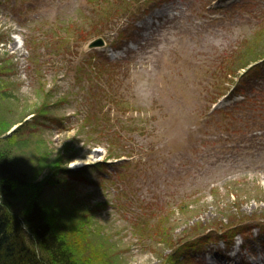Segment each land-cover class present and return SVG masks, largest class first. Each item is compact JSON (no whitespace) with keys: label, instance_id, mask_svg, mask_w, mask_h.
Returning a JSON list of instances; mask_svg holds the SVG:
<instances>
[{"label":"rangeland","instance_id":"374dc122","mask_svg":"<svg viewBox=\"0 0 264 264\" xmlns=\"http://www.w3.org/2000/svg\"><path fill=\"white\" fill-rule=\"evenodd\" d=\"M0 149L43 263L264 264V0H0Z\"/></svg>","mask_w":264,"mask_h":264},{"label":"trees","instance_id":"16d2710c","mask_svg":"<svg viewBox=\"0 0 264 264\" xmlns=\"http://www.w3.org/2000/svg\"><path fill=\"white\" fill-rule=\"evenodd\" d=\"M28 184L27 173L20 170L0 149V187L11 197L16 184ZM11 212L0 205V264H47L29 248L12 223ZM24 222L32 229L48 255L49 264H76L63 239L52 230L41 205L33 204L23 214Z\"/></svg>","mask_w":264,"mask_h":264},{"label":"water","instance_id":"95a60500","mask_svg":"<svg viewBox=\"0 0 264 264\" xmlns=\"http://www.w3.org/2000/svg\"><path fill=\"white\" fill-rule=\"evenodd\" d=\"M104 40L102 38H98L95 39L94 41H92L91 43H89L88 48L89 49H93V48H97V47H102L104 46Z\"/></svg>","mask_w":264,"mask_h":264},{"label":"bare ground","instance_id":"6f19581e","mask_svg":"<svg viewBox=\"0 0 264 264\" xmlns=\"http://www.w3.org/2000/svg\"><path fill=\"white\" fill-rule=\"evenodd\" d=\"M154 16V14L153 15H149L148 16V18H147V21H145V23H147V22H151V19H152V17ZM97 154H95V156H96ZM93 157V156H92ZM89 159H91V158H89Z\"/></svg>","mask_w":264,"mask_h":264}]
</instances>
